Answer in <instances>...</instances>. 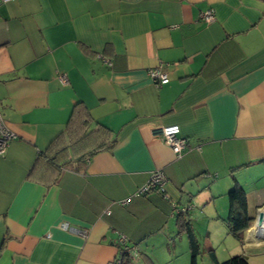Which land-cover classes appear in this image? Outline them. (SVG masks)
Segmentation results:
<instances>
[{"label": "crops", "instance_id": "crops-1", "mask_svg": "<svg viewBox=\"0 0 264 264\" xmlns=\"http://www.w3.org/2000/svg\"><path fill=\"white\" fill-rule=\"evenodd\" d=\"M75 107L117 141L84 163L65 135ZM0 111L15 135L0 156V264H114L120 233L173 254L190 204L214 247L219 229L234 237L235 184L253 220L242 247L264 255V0L0 1ZM173 125L180 159L152 135ZM63 147L57 177L41 162L30 174ZM155 171L166 194L123 206Z\"/></svg>", "mask_w": 264, "mask_h": 264}, {"label": "trees", "instance_id": "trees-1", "mask_svg": "<svg viewBox=\"0 0 264 264\" xmlns=\"http://www.w3.org/2000/svg\"><path fill=\"white\" fill-rule=\"evenodd\" d=\"M81 118L82 117L76 116L75 107L73 118L70 120L65 133L68 138V144L71 145L72 151L74 150V159L77 163H84L86 160L94 157L100 152L111 150L117 143V141L113 138L112 131L110 129L100 124L99 126L97 125L95 128L91 129L89 127V119L87 117ZM67 152L68 147H63L59 148L56 153L51 156L47 155L46 153H40L30 174L36 170L37 163L41 162L47 165V170L52 172V174L57 177L62 172L63 168H66L72 162L67 161ZM151 193L165 195L166 189L161 191L158 188H155L152 189L148 194ZM144 196L145 195H142L140 198ZM227 196L229 200V214L225 222L227 224L229 233L241 243H243L245 233L250 229L253 222L249 215L247 193L238 184H235L228 192ZM181 207L178 208L180 210V214L184 218L182 219L181 227L186 232L190 244V251L192 254L191 264H199L198 256L201 253V244L197 239V233L193 229L192 220L190 218V213L193 207L191 204ZM123 235L125 234L120 233L117 239L119 246V258L116 259L114 264H135V261L139 258V252L136 248L138 245L136 243H133V246L129 245L130 238L126 235ZM121 237H124L126 240V243L123 245L119 243ZM208 250L214 264H250L248 256L244 254L233 256L224 263H219L216 253L214 252L215 250L212 247L208 248ZM134 254L137 256L135 257Z\"/></svg>", "mask_w": 264, "mask_h": 264}, {"label": "rangeland", "instance_id": "rangeland-1", "mask_svg": "<svg viewBox=\"0 0 264 264\" xmlns=\"http://www.w3.org/2000/svg\"><path fill=\"white\" fill-rule=\"evenodd\" d=\"M195 219H197V217ZM195 224L198 223H194V225ZM216 228H218V224H216ZM204 234L205 232H203V235ZM214 238L215 239L212 240H215L217 243L215 242V246L212 245L214 246L212 248L215 250L216 257L219 263H224L233 256L246 254V256H248L249 258L250 264H264V255L254 256L251 252L246 251L242 247V243L238 239L231 236L225 237L222 229H219L215 233ZM197 239L201 244V253L198 256L199 264H214L208 250V248L210 247L205 243L204 237H202L200 234H197ZM176 243V253L173 254H168L159 245L156 248H149V243H145L139 248V258L135 261V264H191L192 254L191 251H189L190 244L188 241V237L186 235L184 237H177Z\"/></svg>", "mask_w": 264, "mask_h": 264}, {"label": "built area", "instance_id": "built-area-1", "mask_svg": "<svg viewBox=\"0 0 264 264\" xmlns=\"http://www.w3.org/2000/svg\"><path fill=\"white\" fill-rule=\"evenodd\" d=\"M2 3H9L15 0H0ZM201 18L207 22L211 23L215 20V13L213 10L206 11L201 15ZM152 77L155 80L159 81L160 84H167L169 79L166 75L161 73L160 70L151 71ZM59 79L62 83H66L67 79L65 76H60ZM181 129L177 125L173 126H160L156 127L152 130L153 137L160 139L166 146L170 147L173 152L175 153L176 157L180 159L183 154L186 152L188 143L185 139L181 138ZM15 138L14 133L5 125V122L2 118L1 111H0V156L4 155L7 151L10 142ZM167 184V177L162 171H155L151 174L149 181L145 184V186L140 189L133 197L129 200L122 202L121 204L127 205L133 198L140 197L142 195H147L151 192L152 189H159L163 191ZM110 215V212H107ZM64 228H67V225H63ZM264 231V224L260 228ZM119 243L122 245L126 243L125 238L121 237ZM136 257L137 255L134 254Z\"/></svg>", "mask_w": 264, "mask_h": 264}, {"label": "water", "instance_id": "water-1", "mask_svg": "<svg viewBox=\"0 0 264 264\" xmlns=\"http://www.w3.org/2000/svg\"><path fill=\"white\" fill-rule=\"evenodd\" d=\"M256 224L258 228H261L264 224V210L262 209L257 217Z\"/></svg>", "mask_w": 264, "mask_h": 264}]
</instances>
